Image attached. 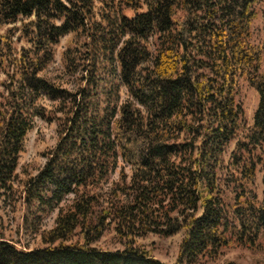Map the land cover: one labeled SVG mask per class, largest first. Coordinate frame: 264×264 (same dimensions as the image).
Masks as SVG:
<instances>
[{"label":"trees","instance_id":"obj_1","mask_svg":"<svg viewBox=\"0 0 264 264\" xmlns=\"http://www.w3.org/2000/svg\"><path fill=\"white\" fill-rule=\"evenodd\" d=\"M255 1L0 0V264H164L136 240L180 232L186 264L261 249ZM242 81L258 95L250 126ZM36 118L56 123L57 141L16 187ZM19 198L36 222L56 213L50 229H34L39 247L5 238L2 212ZM110 231L119 247L97 246Z\"/></svg>","mask_w":264,"mask_h":264},{"label":"rangeland","instance_id":"obj_2","mask_svg":"<svg viewBox=\"0 0 264 264\" xmlns=\"http://www.w3.org/2000/svg\"><path fill=\"white\" fill-rule=\"evenodd\" d=\"M256 12L255 18L252 22V42L257 44L262 38V27L264 17V0H256L254 4ZM130 16V13H127ZM67 39L60 41L55 48L54 63L48 68V76L55 78L60 75L59 61L60 54L66 46ZM61 76V75H60ZM238 102L242 105L245 113L246 124L250 126L253 121V114L255 112L258 95L248 86L246 82H240L238 88ZM57 141L56 123L46 122L41 119H35L31 130L26 134L22 151L19 155L17 175L18 180L16 187L21 184L26 178L34 176L37 171L43 166L46 152L51 150ZM234 147L231 143L224 155V163L228 162L229 154ZM261 173L256 174V193L259 198L262 194ZM20 190H17L19 193ZM55 212L51 214L40 215L38 222L34 220L32 213L27 211L22 204L21 199H16L15 203H11L2 212L4 234L5 238L14 242H18L22 246L28 248L39 247L37 230H47L53 226ZM183 237V233H177L170 237H161L157 235H148L146 237L137 238L138 245L150 252L151 256L164 264H186L180 261L179 246ZM261 249L258 251H251L247 249H225L214 260H200L194 264H264V233L260 237ZM97 246L105 249H114L119 247L118 241L114 234L110 231L104 234Z\"/></svg>","mask_w":264,"mask_h":264}]
</instances>
